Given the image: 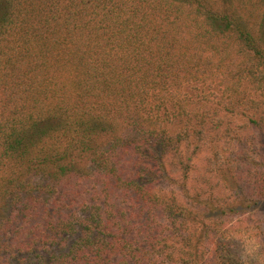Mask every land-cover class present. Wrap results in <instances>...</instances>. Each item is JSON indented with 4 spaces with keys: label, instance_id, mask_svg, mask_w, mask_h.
Wrapping results in <instances>:
<instances>
[{
    "label": "trees",
    "instance_id": "16d2710c",
    "mask_svg": "<svg viewBox=\"0 0 264 264\" xmlns=\"http://www.w3.org/2000/svg\"><path fill=\"white\" fill-rule=\"evenodd\" d=\"M0 264H264V0H0Z\"/></svg>",
    "mask_w": 264,
    "mask_h": 264
},
{
    "label": "rangeland",
    "instance_id": "374dc122",
    "mask_svg": "<svg viewBox=\"0 0 264 264\" xmlns=\"http://www.w3.org/2000/svg\"><path fill=\"white\" fill-rule=\"evenodd\" d=\"M171 175H172V177L174 178V179H179L180 178V175H179V173L177 172V170H173V169H171ZM5 262V261H4Z\"/></svg>",
    "mask_w": 264,
    "mask_h": 264
}]
</instances>
